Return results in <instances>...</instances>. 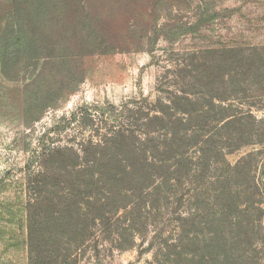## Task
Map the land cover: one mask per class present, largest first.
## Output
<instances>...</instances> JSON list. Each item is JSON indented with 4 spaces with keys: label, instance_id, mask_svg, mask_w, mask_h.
<instances>
[{
    "label": "rangeland",
    "instance_id": "1",
    "mask_svg": "<svg viewBox=\"0 0 264 264\" xmlns=\"http://www.w3.org/2000/svg\"><path fill=\"white\" fill-rule=\"evenodd\" d=\"M0 264H264V0H0Z\"/></svg>",
    "mask_w": 264,
    "mask_h": 264
},
{
    "label": "trees",
    "instance_id": "2",
    "mask_svg": "<svg viewBox=\"0 0 264 264\" xmlns=\"http://www.w3.org/2000/svg\"><path fill=\"white\" fill-rule=\"evenodd\" d=\"M26 30L21 28V26H17L12 28L7 34L6 38H9V41L4 42L3 52H2V64L4 66L9 65L12 58H15L14 65H16L21 59V57L27 56L32 50L34 45H30L28 41L25 39ZM7 40V39H6ZM49 60V59H48ZM62 68H66L67 62H62ZM66 65V66H64Z\"/></svg>",
    "mask_w": 264,
    "mask_h": 264
}]
</instances>
